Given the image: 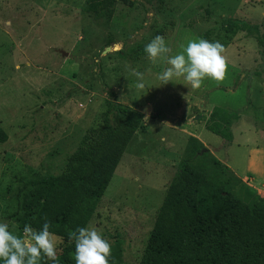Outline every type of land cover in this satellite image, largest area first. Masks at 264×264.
<instances>
[{
  "label": "rangeland",
  "instance_id": "obj_1",
  "mask_svg": "<svg viewBox=\"0 0 264 264\" xmlns=\"http://www.w3.org/2000/svg\"><path fill=\"white\" fill-rule=\"evenodd\" d=\"M146 2L120 0L95 17L87 0H0V123L9 135L0 143V222L10 230L21 234L12 215L23 212L24 195L33 181L62 173L106 100L145 116L87 226L110 245L122 241L123 264H139L184 160L202 166L212 154L236 174L234 186L264 195V0ZM156 35L168 55L189 40L220 42L223 79L206 78L199 89L182 77L162 84L168 65L143 51ZM55 237L58 263L73 258L74 244Z\"/></svg>",
  "mask_w": 264,
  "mask_h": 264
},
{
  "label": "trees",
  "instance_id": "obj_2",
  "mask_svg": "<svg viewBox=\"0 0 264 264\" xmlns=\"http://www.w3.org/2000/svg\"><path fill=\"white\" fill-rule=\"evenodd\" d=\"M119 1L87 0V8L95 17L105 16ZM237 23L246 31L254 29L251 22ZM260 47L264 54V33ZM232 123L231 116L226 128L229 141ZM144 126L142 112L106 100L100 119L89 127L62 173L33 181L21 202L23 212L12 216L36 230L47 218L49 231L72 246L71 233L91 223L129 142ZM8 138L0 123V143ZM192 140L199 143L196 137ZM204 158L202 166L182 162L167 188L139 264H264V195L252 187L246 191L234 186L237 176L227 164L212 154ZM208 167L216 169V179L208 175ZM122 244L116 240L111 245L109 264H123ZM58 264L75 262L65 256Z\"/></svg>",
  "mask_w": 264,
  "mask_h": 264
},
{
  "label": "clouds",
  "instance_id": "obj_3",
  "mask_svg": "<svg viewBox=\"0 0 264 264\" xmlns=\"http://www.w3.org/2000/svg\"><path fill=\"white\" fill-rule=\"evenodd\" d=\"M181 47L182 51L168 55L171 49L160 35L144 46L143 51L150 61L164 60L168 65L158 77L162 84L182 77L192 89H199L206 78L223 79L226 64L220 42L196 39ZM135 75L139 81L137 86L144 87L142 74ZM49 227V221L43 218L39 230L25 224L21 234H17L7 223L0 222V264H40L42 258L58 264L57 240ZM70 238L74 239L75 264H109L111 245L95 228L77 227Z\"/></svg>",
  "mask_w": 264,
  "mask_h": 264
},
{
  "label": "water",
  "instance_id": "obj_4",
  "mask_svg": "<svg viewBox=\"0 0 264 264\" xmlns=\"http://www.w3.org/2000/svg\"><path fill=\"white\" fill-rule=\"evenodd\" d=\"M143 3H145L147 5V7H151V5L149 3L146 2V0H142ZM206 150V149H205ZM205 150H203L202 152H204Z\"/></svg>",
  "mask_w": 264,
  "mask_h": 264
},
{
  "label": "crops",
  "instance_id": "obj_5",
  "mask_svg": "<svg viewBox=\"0 0 264 264\" xmlns=\"http://www.w3.org/2000/svg\"><path fill=\"white\" fill-rule=\"evenodd\" d=\"M199 140H201V139L199 138ZM201 142H203V143H204V141H202V140H201ZM204 144H205V143H204ZM259 189H260V188H259Z\"/></svg>",
  "mask_w": 264,
  "mask_h": 264
}]
</instances>
